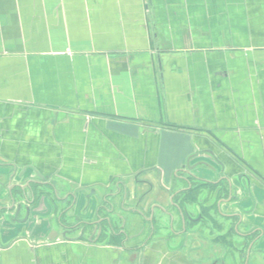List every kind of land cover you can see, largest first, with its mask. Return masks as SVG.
Instances as JSON below:
<instances>
[{
    "label": "crops",
    "instance_id": "1",
    "mask_svg": "<svg viewBox=\"0 0 264 264\" xmlns=\"http://www.w3.org/2000/svg\"><path fill=\"white\" fill-rule=\"evenodd\" d=\"M0 165V264H239L90 223L179 220L190 175L249 184L224 232L264 225V0H0Z\"/></svg>",
    "mask_w": 264,
    "mask_h": 264
},
{
    "label": "flooded vegetation",
    "instance_id": "2",
    "mask_svg": "<svg viewBox=\"0 0 264 264\" xmlns=\"http://www.w3.org/2000/svg\"><path fill=\"white\" fill-rule=\"evenodd\" d=\"M230 179L232 180V178ZM230 179L220 178L218 181L210 182L189 175L185 179L186 182L182 186L181 193L175 196L178 197L177 200H174V205H180H178L180 208L178 209L179 220L174 219V216L163 210L160 211V216L156 218L153 209L150 212L149 222H145L146 220L143 222L142 215L138 212H133L135 218L130 221L118 214L117 211L106 209L104 214H108L109 217L98 223H93V225L90 223V227L94 230L93 234L101 240L113 236L127 237L134 230H138L137 235L145 236L147 239L165 238L170 240L172 237H179L183 239L182 243L194 236L203 243H209L211 255H217V251L222 250L229 256L231 255L235 263L264 264V225L244 226L243 213H239L232 216V222L224 232L225 226L219 219V216L222 217L221 219L226 218L220 213L221 202L238 203L242 196L247 195L251 200L254 198L249 184L242 187L246 192L242 188L239 191ZM242 179V177L237 178L238 181ZM39 197H41L39 194L37 196L31 195L33 201ZM18 207L20 206H16L15 212H17ZM13 209L14 207L8 211L1 209L0 213L13 211ZM236 209L239 212H244L241 207ZM191 211L197 212L194 218L191 216ZM22 213L26 212L23 210ZM242 226L247 231L241 232L240 227ZM208 264H226V261L216 258L209 261Z\"/></svg>",
    "mask_w": 264,
    "mask_h": 264
},
{
    "label": "water",
    "instance_id": "3",
    "mask_svg": "<svg viewBox=\"0 0 264 264\" xmlns=\"http://www.w3.org/2000/svg\"><path fill=\"white\" fill-rule=\"evenodd\" d=\"M4 168H5V166L0 165V169H4ZM7 168H9V171H8L7 174H3V173L0 172V186H3V185H4V182L1 180L2 178H6V177L8 176L9 180H12V179L16 176L15 174L13 175V172L11 171V167L7 166ZM0 171H1V170H0ZM18 177H19L20 179H23V177H24V173H22V174L19 175ZM44 185H45V184H43V183H39V182H37V181H34V180L30 179V181H27V185H26V187L32 191V195H33V196H37L39 190H40V191L43 190L42 187H43ZM17 186H18V188H20L22 191L26 189V187L24 188L22 185H17ZM30 190H29V191H30ZM3 210L8 211L9 209H7V208H3ZM20 211H21V207H18L17 212H16L15 215L18 216V214L20 213ZM25 212H26V213H25V214H26V215H25L26 217H25L23 223H25V222L28 220L29 216H30V210H29V208H27V209L25 210ZM161 224H162V223H161Z\"/></svg>",
    "mask_w": 264,
    "mask_h": 264
}]
</instances>
